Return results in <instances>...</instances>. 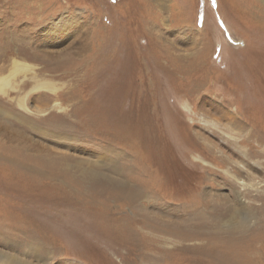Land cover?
Here are the masks:
<instances>
[{
  "label": "rangeland",
  "instance_id": "374dc122",
  "mask_svg": "<svg viewBox=\"0 0 264 264\" xmlns=\"http://www.w3.org/2000/svg\"><path fill=\"white\" fill-rule=\"evenodd\" d=\"M256 1L0 0V264H264Z\"/></svg>",
  "mask_w": 264,
  "mask_h": 264
},
{
  "label": "bare ground",
  "instance_id": "6f19581e",
  "mask_svg": "<svg viewBox=\"0 0 264 264\" xmlns=\"http://www.w3.org/2000/svg\"><path fill=\"white\" fill-rule=\"evenodd\" d=\"M253 5H255L256 7L254 8V10L258 13V14H262L263 15V17H264V0H258V1H256L255 3L253 2L252 3ZM252 5V6H253ZM262 17V18H263ZM3 87H2V85H1V87H0V89H2ZM120 114H118L117 115V117L119 116ZM207 115V114H206ZM122 116V115H121ZM121 116H120V118H121ZM207 117V116H206ZM128 119V118H127ZM205 119V118H204ZM203 119V120H204ZM207 119V118H206ZM122 120H124V118H122ZM120 122V121H119ZM125 123V122H124ZM204 138H202V140H203ZM206 140V139H205ZM204 141V140H203ZM203 143V142H202ZM207 144V143H206ZM210 144V143H209ZM212 145V144H211ZM205 146H207V145H205ZM209 146V145H208ZM207 148V147H206ZM210 163V162H209ZM65 166V165H64ZM62 170V169H61ZM42 172V171H41ZM65 172V171H64ZM66 174H67V172H65ZM73 174V173H72ZM50 175V174H49ZM81 175H82V173H81ZM92 175V174H91ZM90 175V176H91ZM70 175H68V177H69ZM83 176V175H82ZM90 176H88V177H90ZM65 177V176H64ZM52 178V177H51ZM79 178H81L80 176H79ZM85 178V177H84ZM67 179V178H66ZM69 179V178H68ZM92 179V178H91ZM96 179V178H95ZM79 180H81V179H79ZM85 180H87L86 178H85ZM241 180H243V179H241ZM81 181H84V180H81ZM69 182V181H68ZM77 182V181H76ZM82 183V182H81ZM84 183H86V182H84ZM63 184H64V186L65 187H67L66 186V184L63 182ZM83 185V184H82ZM82 185H81V187H82ZM71 187V186H70ZM80 187V186H79ZM138 187V186H137ZM243 187V186H242ZM125 189V188H124ZM123 189V190H124ZM72 190H74L73 188H72ZM130 190V189H129ZM143 190H144V188H143ZM143 190H135V191H129V194H128V196H130V197H133V198H136L137 199V196L139 197L140 195H146L147 193L145 192V191H143ZM70 191H71V189H70ZM69 191V192H70ZM79 191H80V189H79ZM122 192V191H121ZM79 193V192H78ZM77 194V193H76ZM80 194V193H79ZM82 194V193H81ZM124 195V194H123ZM144 197V196H143ZM142 197V198H143ZM125 199V198H124ZM132 199V198H131ZM82 200V199H81ZM87 201H88V199H87ZM79 202V201H78ZM83 202H84V199H83ZM130 202V201H129ZM92 203H94L93 202V200H92ZM138 203V202H137ZM95 204V203H94ZM83 205V204H82ZM87 205V204H86ZM93 206V205H92ZM95 206H96V204H95ZM93 208H96V207H94L93 206ZM234 209V208H233ZM232 211V210H231ZM193 212V211H192ZM162 216V215H161ZM205 216V215H204ZM151 217V216H150ZM163 217V216H162ZM161 217V218H162ZM138 218V217H137ZM140 218V217H139ZM167 219V218H166ZM169 219V218H168ZM181 219V218H180ZM192 219V218H191ZM158 220V219H157ZM157 220H154V221H157ZM162 220V222L164 221L163 219H161ZM172 221L174 220V219H171ZM170 220V221H171ZM216 220V219H215ZM134 222H136L139 226H141V228H142V226H148V222L145 220V219H143V218H141V219H137V221H136V219L135 220H133ZM159 221V220H158ZM165 221H167V220H165ZM177 221V220H176ZM153 222V221H152ZM168 222H169V220H168ZM178 223V222H177ZM120 224V223H119ZM135 224V223H134ZM153 224H154V222H153ZM157 224V223H156ZM155 224V225H156ZM160 224V223H159ZM156 225V226H154V225H152V223H151V227L153 226V227H158L159 229L161 228V229H163L164 228V226H162V227H160V225ZM173 224H174V222H173ZM179 224V223H178ZM199 224V223H198ZM203 224V223H202ZM201 224V225H202ZM175 225V224H174ZM192 225V224H191ZM180 226H182V225H180ZM184 226V225H183ZM204 226V225H203ZM206 226V225H205ZM212 226H214V225H212ZM211 226V227H212ZM218 226V225H217ZM234 226V225H233ZM152 227V228H153ZM165 227H167V226H165ZM178 227V226H177ZM185 227H186V225H185ZM190 227V226H189ZM208 227V226H207ZM236 227V226H235ZM141 228H137L140 232H138V231H136L137 233H143L144 231L141 229ZM147 228V227H146ZM196 228V227H195ZM217 228V227H216ZM237 228V227H236ZM129 229V228H128ZM143 229H145V228H143ZM172 229H175V228H172ZM171 229V227H167V229H166V231H168V232H172L171 234H174V235H176L178 232L177 231H175V230H172ZM201 229H203V228H201ZM206 229V228H205ZM209 229V228H208ZM210 230V229H209ZM128 231V230H127ZM130 231V230H129ZM180 231V230H179ZM122 232V231H121ZM150 232H151V230H150ZM183 232V231H182ZM184 232H186V231H184ZM208 232V231H207ZM187 233H188V231L186 232V233H184V234H181L182 235V237H189V235L191 234V232L189 233V235H187ZM202 233V232H201ZM168 234V233H167ZM198 234V233H197ZM120 235V234H119ZM156 235V234H155ZM169 235H170V233H169ZM173 235V236H174ZM172 236V235H171ZM177 236V235H176ZM197 236V235H196ZM196 236H194L193 235V237H196ZM198 237V236H197ZM207 237V236H206ZM152 238V237H151ZM199 238V237H198ZM182 239V238H181ZM184 239V238H183ZM190 239H192V237L190 238ZM197 239V238H196ZM202 239V238H201ZM209 239H211V238H209ZM160 241L159 242H165V240L167 241V239L166 238H164V239H159ZM187 240H188V238H187ZM194 240V239H193ZM169 241V240H168ZM163 245V244H162ZM162 250H164V249H162ZM184 250V249H183ZM196 250V249H195ZM192 252V251H191ZM195 252L196 251H194V254H195ZM197 252H199V254H201V259L198 261V264H242V262H244V256H243V254L241 253V251L239 250V251H230V250H226V249H210V250H198ZM140 253H142V255H144L145 256V258H143V257H140L139 258V261H138V264H151L150 262H152L153 264H156L159 260H157L158 258H154V257H152V256H159V255H149V256H147L146 255V253H144V252H140ZM141 256V255H140ZM192 256V255H191ZM199 256V255H198ZM193 258H198V257H196V255H195V257L193 256ZM190 259V258H189ZM194 261V260H193ZM196 261H197V259H196ZM195 261V262H196Z\"/></svg>",
  "mask_w": 264,
  "mask_h": 264
}]
</instances>
